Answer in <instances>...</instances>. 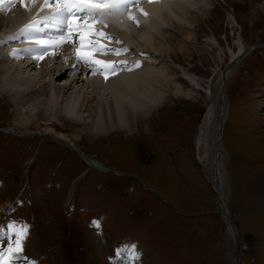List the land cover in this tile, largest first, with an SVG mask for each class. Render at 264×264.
Instances as JSON below:
<instances>
[{
	"label": "rangeland",
	"instance_id": "obj_1",
	"mask_svg": "<svg viewBox=\"0 0 264 264\" xmlns=\"http://www.w3.org/2000/svg\"><path fill=\"white\" fill-rule=\"evenodd\" d=\"M194 1L196 0H188L187 2L197 9L205 8L204 4L200 3L205 0H198L197 3L200 4H194ZM252 1L264 4V0ZM244 2H247V0H210L208 3L211 6L205 15L203 14L198 18V24L190 23L189 20H192V18L189 17V20H186L182 15H179L175 19L181 26H184L183 28L179 26L178 29H175L171 24L167 23L172 27L173 32L168 33L169 47L165 49L167 53L166 55L163 54V57L170 59L169 64L174 62L181 69L186 68L190 71L194 66L198 68L201 65L205 68L201 76L206 78L211 75L208 73L210 60L203 50L197 48L196 45L206 34L218 36L217 34L222 33L226 29L227 18L225 10H233L237 14L238 19L240 17L244 19L246 17L244 16L245 14L236 7L237 4ZM261 24L264 26V21ZM163 26L165 27V25ZM258 65L259 58L256 55H252L244 59L232 74L233 87L230 104L232 114L228 120L224 138L232 160H234V170L232 171L234 179L236 178L235 174L244 176L245 173L242 171L244 168L250 169L251 166L255 168L250 169L251 177L244 180L242 188L236 185L238 188L236 198L242 201L240 206L235 204L236 200H234V206L232 203L233 211H238L240 215L239 219L244 226L246 250L243 261H245V264H264V102L259 103L257 101L258 95L256 92L258 87L264 83V75L261 74ZM163 67L165 66H160L159 68ZM147 69L149 70V68ZM251 69L253 71L249 72ZM155 70L157 71L158 68ZM167 70L170 74L173 72V69L167 68ZM178 71L177 78H175L177 82L187 84V81L182 76L183 72H180L181 70ZM221 71L223 69H220L218 74ZM40 72L35 69L31 72L27 71L25 79L31 82H27V85L24 84L21 89L27 93L32 86L34 88L41 87V83H37L36 86L33 84L36 80L41 79V76H38ZM62 76L58 80H55V77L52 81V78L47 76L44 80H47V82L51 81V84L65 85L70 80L69 76H71V73L68 72ZM30 78L33 81L29 80ZM79 86L77 84L73 89H70L64 99L67 98V95L73 96V92H76ZM173 89L170 88V91ZM170 91L167 102H164L161 107L155 108L157 111H153L152 114L150 113L151 115L147 117L149 121L145 119L140 123L139 130L135 133L128 132V124L123 120L115 124V126L110 124L101 133L96 134V130H94L93 134H81L78 130L83 126L82 122L69 119L64 115L59 117L55 109L51 115L59 119L60 123L56 121L50 122L51 117L49 113L46 115V110L43 109L44 113L42 114L46 118L45 120L43 116L40 118L42 120L40 128L44 131L46 127H52L56 132L66 134L75 144L84 146L89 153H92V156L99 154L104 162L110 163L120 171L123 170L125 173L137 178V181H133L131 177L124 178L123 180L122 178L121 180L118 178L113 182V177H107L105 182L110 183V188L108 190H100L91 183V179L96 182L100 180L94 176L97 172L88 168L83 170L81 182L91 184L89 189L84 186L86 194L81 199V204L86 207V212L93 211V213L96 212L97 214L107 216L106 225L111 234L118 235L119 230H122L124 224L133 218L129 212H133L137 216H150L151 226L154 217L158 218L156 216L162 215L167 219L165 224L171 229L170 214L167 213L168 210H171L178 213V216L175 217V224L173 222V226L175 225L173 229L178 233V239L181 240L182 252L188 257L187 260L178 264H233L236 254L235 246L224 228L223 220L219 219L218 223L214 222L216 219V202L210 185L204 178V180L201 179V175L197 173V168L196 171L194 169V175L191 173L192 160L189 155H193V153L190 146L186 147L185 145L189 144V140H191L192 125L196 122V119L189 118L186 113H181L180 110L183 104H181L180 98L176 99ZM9 95L10 93L6 96L0 95V124L13 125L16 130H23V126L16 124L15 104ZM29 95L31 98V93ZM47 101L50 102V98ZM30 103H32L31 107L37 103L34 96ZM199 107L193 106L191 112L199 116L202 110L201 108L198 109ZM48 119L50 121L46 123L49 124H46L45 121ZM29 129L37 131L35 130V126H30ZM74 136L79 138L75 139ZM139 137L147 142V151L138 150L135 141ZM164 140L172 141V143L167 141L163 144ZM3 142L10 148L16 146V141L10 139L8 141L3 140ZM40 147L43 152L45 151L44 155L47 157L49 155L53 157L59 153L54 149L49 139H45L40 144ZM176 149H178V152H175ZM31 153L30 151L25 155ZM33 157L28 155L24 160L22 173H25V167L31 164ZM67 158L72 163L78 160L76 156H67ZM88 159L91 160V158ZM99 162L102 164L101 161ZM230 164L228 162V167ZM228 174L232 188L230 167ZM121 183H124V185L132 183L141 185L143 189H146L144 197L139 202L133 203L127 198L118 196L119 193L122 194V191L120 192L121 188L118 192V187ZM96 184L98 186V183ZM145 185L149 186L150 189H147ZM232 196L233 191L231 193V200L233 199ZM245 208L249 210L245 211ZM63 209L59 211L61 221L58 222L55 230L60 234L58 239L64 238L63 243L68 251L70 246L74 244L73 236L75 239H78L80 234L76 236L72 234L73 231L70 229L72 224L68 223L67 209L66 207H63ZM243 211H245L244 214ZM194 212L201 214L197 217L198 220L190 219L191 221H184L180 218L196 214ZM162 216H159V218H162ZM140 229L137 228L136 231L128 229L132 236H123V239L132 238L136 240L135 246L144 249V255L140 258V261H133L132 264H167L163 254L156 256L152 252L151 244L148 243L150 236H147L148 234L146 235L145 233L142 234ZM129 232L127 231L125 234ZM167 234L162 235L161 239L166 240L167 238L166 243L169 244L171 240L168 239L169 235ZM94 248L100 256H102L103 251L106 249L102 244L99 246L94 245ZM91 258L92 253L81 252L79 260L83 264H90ZM103 263L106 264L105 261ZM127 264H129L128 261Z\"/></svg>",
	"mask_w": 264,
	"mask_h": 264
},
{
	"label": "bare ground",
	"instance_id": "obj_2",
	"mask_svg": "<svg viewBox=\"0 0 264 264\" xmlns=\"http://www.w3.org/2000/svg\"><path fill=\"white\" fill-rule=\"evenodd\" d=\"M187 1L178 0L163 3L162 5H151V11L153 12V15L151 16L150 21H147L149 24L148 32L146 33L145 29L143 28L136 29L132 26H129L126 29H119L115 25V31L118 32V38L127 39L132 43L142 41L144 47L148 48L149 50H152L153 52H156L160 55H166L167 50L165 51V49L169 47V36L162 23H169L175 29H178L179 26L183 28L184 26H181L175 19L176 17H179V15H182L186 20H189V17H191L192 20H189L190 23L198 24V18L203 14L205 15V13L208 12V8H210L211 6L208 1L205 0L203 2H200L201 4H204L203 6H205V8L197 9ZM197 1L198 0L194 1V4H200L197 3ZM17 18L19 17L13 16L4 21L0 19V21H2L0 22V30L2 27H5L8 24H10L11 26L15 25L19 21ZM241 51L242 47L240 46V50L237 51L238 53L233 51L231 52V59H229L226 64V66L228 67L223 69V71H221L219 74L220 78L218 83H220V86L225 82L227 83L233 72L236 70L235 67L237 62L236 60H234V58L238 56ZM30 67L16 66L9 61L1 60L0 95L6 96L10 93L9 96L12 97V100L15 104V118L17 120L16 124L23 126V130L32 131L31 129H29V127L35 126V130H37L36 132H53L55 133V135L57 134V137L61 138L65 143H68L69 146L72 147H75V142H73V140H71L66 134L60 132L58 133L52 127H46L44 131L40 128L42 121L40 118L43 116L42 113H44L43 109L46 110L45 114L48 115L47 113H49L51 117V121L48 119L45 121V123L49 121H56L60 123L59 119H56L51 115L55 109L56 113L59 114V117L64 115L69 119L71 118L73 120L82 122L83 126L81 125L82 127L80 128V130H78L81 132V134H93L94 130H96L95 132L96 134H98L108 128L110 124L115 126V124H118L123 120L128 124V132L135 133L139 130L140 123H142L145 119L147 121V117L150 116L153 111H157V109L155 108L161 107L164 102H167L170 88L173 89L177 82V80L175 79L177 78V71L173 70V72L170 74L166 67H158L157 71L154 67H149V70H134L130 73L119 76L117 79L111 81L108 84H104L100 80V75H95L92 79H88L82 72H73L69 69V65L67 67L64 62H59L53 65V67H48V64H45L43 66L44 68L42 69V73L38 74V76H41V79L36 80L34 78L36 81L35 83H33L34 86H36L37 83H41V87L34 88L32 86V88L31 85L33 84H31V89L26 93V91L21 88L24 84L29 82L27 79H25L27 71L31 72L35 69L34 67L30 69ZM68 72L71 73V76H69L70 80L65 85H57L56 83L51 84V81L54 80L55 77V80H58L60 76ZM185 75L189 77L187 73H185ZM47 76L52 78L50 82L44 80V78H46ZM189 79L193 83L197 84V81H195L192 76H190ZM29 80L32 79L30 78ZM77 84L78 86H80L78 89L76 88V92H73L74 97L72 95H67V98L64 99L69 90L73 89ZM185 91H187V89L177 84L176 89H173L170 92L179 93V96H181ZM29 93H31V98ZM33 96L37 103L31 107L30 105L32 103L30 102ZM172 96H174V94H172ZM48 98H50V102L47 101ZM227 115L228 109L226 110L225 116L222 117L224 121H226ZM211 116V113H206V117L204 116L205 119H203L200 125V132L201 135L203 134V136L200 135L201 137H198V141L199 138L200 140L203 139L206 147L209 146V139H213L211 131L205 130L207 124L218 123L216 128V130L218 131L221 121L219 120L220 115L216 117L214 116V118L209 121ZM45 118L43 116L44 120ZM220 134L222 133L218 132V137ZM74 138L76 139L79 137L74 136ZM215 140L216 139L214 138V141ZM209 151L210 146L207 148V152ZM202 156L203 162L205 164H208V160H205V154H202ZM83 157L86 160L87 164L90 166H98L102 168L106 166L103 163L101 164L96 158H91V160H89L88 158L90 157ZM219 163L222 171V176H217L219 177L221 182L223 180L222 186L220 187L221 207L225 212V214L223 215L225 221L228 220L229 223L232 222L233 226H235L234 216L232 215L231 209L229 208L227 202V186L229 181L226 176V170L221 157L219 159ZM215 182L217 183V181ZM0 207L2 208L3 206ZM227 226L231 227V225L228 224ZM230 227L229 229L231 230Z\"/></svg>",
	"mask_w": 264,
	"mask_h": 264
},
{
	"label": "snow or ice",
	"instance_id": "obj_3",
	"mask_svg": "<svg viewBox=\"0 0 264 264\" xmlns=\"http://www.w3.org/2000/svg\"><path fill=\"white\" fill-rule=\"evenodd\" d=\"M4 2L5 0H0V12L3 11ZM15 2L17 0H9V3ZM19 2L26 8L25 0ZM29 2L36 4L38 0H29ZM153 2H161V0H43L41 11L50 8L51 15L25 25L19 33L8 39L23 37L25 41H35L38 47H30L22 51L28 53L29 58L34 59L37 64L43 56L49 52L58 53L64 43H67L73 47V56L77 64L88 68L93 76H102L107 82L110 77L125 70L121 69L122 64L127 68V61L102 60L98 57L121 56L127 54L129 50L126 47H111L112 44L122 42L94 25L108 27V22L112 21L123 29L124 20L121 14L128 13L131 8H138L141 14L147 17L148 13L139 6ZM127 19L139 27V21L134 15H128ZM57 41L61 42L57 43ZM19 51L14 50L10 56L14 59L21 58ZM134 67L140 65L136 64ZM99 223V221L93 222L94 225ZM29 236V228L22 221H10L6 226L0 227V238L11 241L6 248H0V264H16L17 261L27 259L26 242ZM116 255L125 257L129 264L139 260L138 249L133 244L123 245L116 250Z\"/></svg>",
	"mask_w": 264,
	"mask_h": 264
}]
</instances>
